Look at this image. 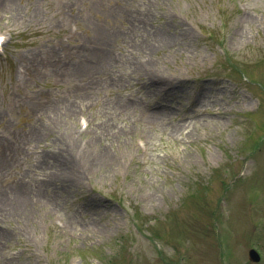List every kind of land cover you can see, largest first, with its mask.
Masks as SVG:
<instances>
[{
    "label": "rangeland",
    "instance_id": "1",
    "mask_svg": "<svg viewBox=\"0 0 264 264\" xmlns=\"http://www.w3.org/2000/svg\"><path fill=\"white\" fill-rule=\"evenodd\" d=\"M0 35V264H264V0H0Z\"/></svg>",
    "mask_w": 264,
    "mask_h": 264
},
{
    "label": "water",
    "instance_id": "2",
    "mask_svg": "<svg viewBox=\"0 0 264 264\" xmlns=\"http://www.w3.org/2000/svg\"><path fill=\"white\" fill-rule=\"evenodd\" d=\"M250 259L252 261L258 262L260 260L259 255L255 251H250Z\"/></svg>",
    "mask_w": 264,
    "mask_h": 264
},
{
    "label": "bare ground",
    "instance_id": "3",
    "mask_svg": "<svg viewBox=\"0 0 264 264\" xmlns=\"http://www.w3.org/2000/svg\"><path fill=\"white\" fill-rule=\"evenodd\" d=\"M153 77L156 78L157 76H156V75H153ZM153 95H154V94H153ZM161 105L164 107L163 104H161ZM213 110H214V109H213ZM164 111H165V109L163 108V110H161L160 113H164ZM214 111H216V110H214ZM3 239H4L3 237H2V239H1V237H0V243H3V241H4Z\"/></svg>",
    "mask_w": 264,
    "mask_h": 264
}]
</instances>
